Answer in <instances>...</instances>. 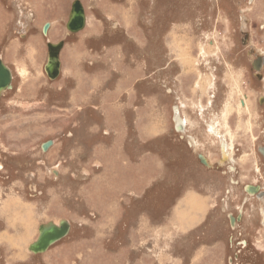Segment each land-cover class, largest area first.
I'll list each match as a JSON object with an SVG mask.
<instances>
[{
  "label": "rangeland",
  "instance_id": "obj_1",
  "mask_svg": "<svg viewBox=\"0 0 264 264\" xmlns=\"http://www.w3.org/2000/svg\"><path fill=\"white\" fill-rule=\"evenodd\" d=\"M74 1L0 0V264H264V0Z\"/></svg>",
  "mask_w": 264,
  "mask_h": 264
},
{
  "label": "water",
  "instance_id": "obj_2",
  "mask_svg": "<svg viewBox=\"0 0 264 264\" xmlns=\"http://www.w3.org/2000/svg\"><path fill=\"white\" fill-rule=\"evenodd\" d=\"M84 23L83 8L78 0H75L72 4L71 12L66 27L70 31H76L82 28ZM47 29V24H45ZM46 31V30H45ZM62 46V41L53 43H47V60L44 64V71L49 79H54L59 74L60 61H59V50ZM11 72L9 68L0 59V92L5 88L10 87ZM179 128V126L177 125ZM180 129V128H179ZM50 145V142L44 143L42 148L44 150ZM201 161L206 164V161L202 155L199 156ZM237 219H240L238 215ZM69 230V223L62 219L59 220L58 224L49 222L45 225H41L38 228L37 239L29 244V250L34 253H40L45 251L50 245L64 237Z\"/></svg>",
  "mask_w": 264,
  "mask_h": 264
},
{
  "label": "flooded vegetation",
  "instance_id": "obj_3",
  "mask_svg": "<svg viewBox=\"0 0 264 264\" xmlns=\"http://www.w3.org/2000/svg\"><path fill=\"white\" fill-rule=\"evenodd\" d=\"M251 2V1H250ZM252 60L250 61V69L252 71V75H253V79L256 80L257 82L261 83L264 80V76H263V59L261 58V56H257L254 55L251 57ZM264 97V96H263ZM257 104L264 105V98H259L257 101ZM259 152L261 154V158L264 160V146H259ZM257 194V193H254Z\"/></svg>",
  "mask_w": 264,
  "mask_h": 264
},
{
  "label": "bare ground",
  "instance_id": "obj_4",
  "mask_svg": "<svg viewBox=\"0 0 264 264\" xmlns=\"http://www.w3.org/2000/svg\"><path fill=\"white\" fill-rule=\"evenodd\" d=\"M252 2V1H251ZM70 12H71V10H70ZM11 72V71H10ZM12 74V73H11ZM11 77H12V75H11ZM3 91V90H2ZM264 98V97H263ZM241 103L244 105V107H247V104H248V99H247V96L246 95H242V101H241ZM240 105V104H239ZM241 109V108H240ZM173 116H174V121H175V124L176 125H178L179 126V128H180V130L181 131H183L184 130V121H183V119H182V117L179 115V113H178V107H175V109H174V114H173ZM190 144H192V143H190ZM221 151H222V156H223V158H227V153H226V149H227V143L224 141V140H221ZM204 157V156H203ZM208 163V162H207ZM231 169H233L232 168V166H231ZM245 188H247V190L250 192V193H253L254 191H255V193H258L259 194V192L257 191L258 189H257V187L256 186H250V187H245ZM194 199V198H193ZM192 199V200H193ZM59 222V221H58ZM232 223H234V222H232ZM54 224H58V223H54ZM233 225V224H232ZM39 233V232H38ZM37 236H38V234H37ZM37 236H36V239H37ZM35 239V240H36ZM34 240V241H35ZM33 241V242H34ZM32 243V242H31ZM30 243V244H31ZM32 252V251H31ZM34 253V252H33Z\"/></svg>",
  "mask_w": 264,
  "mask_h": 264
}]
</instances>
